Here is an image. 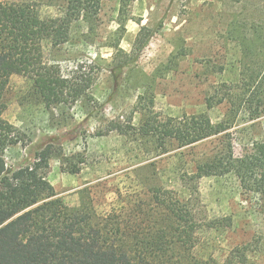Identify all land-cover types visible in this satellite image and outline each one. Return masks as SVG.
<instances>
[{"label": "rangeland", "instance_id": "1", "mask_svg": "<svg viewBox=\"0 0 264 264\" xmlns=\"http://www.w3.org/2000/svg\"><path fill=\"white\" fill-rule=\"evenodd\" d=\"M125 1L102 0L93 19L72 23L65 43L43 42L45 58L64 73L79 63L93 66L95 80L82 98L47 108L32 81L17 74L9 77L4 95L3 116L31 140L6 151L8 167L31 162L33 149L51 142L55 152L46 178L56 196L69 206L82 199L98 214L148 211L151 190L157 187L187 198L181 176L193 173L202 157L224 145L232 144L238 154L252 141H264V108L257 116L241 108L225 132L189 146L172 141L165 152L148 138L108 130L117 122L130 123L131 115V123L138 125L142 111L137 106L143 104L162 117L206 111L220 122L230 104L207 108L206 98H220L225 94L220 88L239 86L242 30L264 28V0ZM0 2H28L43 18L58 15L65 4ZM142 26L150 37L137 51ZM197 188L204 214L229 220V225L200 231L199 254L224 260L232 248L250 244L247 264H264V207L258 196L233 173L202 177Z\"/></svg>", "mask_w": 264, "mask_h": 264}, {"label": "trees", "instance_id": "2", "mask_svg": "<svg viewBox=\"0 0 264 264\" xmlns=\"http://www.w3.org/2000/svg\"><path fill=\"white\" fill-rule=\"evenodd\" d=\"M64 1L58 15L45 18L28 2H0V264H247L250 244L232 248L224 260L199 254L200 231L229 225V220L204 214L197 181L233 173L264 207V141H252L238 154L232 144L224 145L202 157L193 173L181 176L187 198L157 187L149 196L151 208L134 214H98L82 199L78 205L65 204L46 178L55 152L51 142L35 147L31 162L8 167L6 151L31 143L3 116L11 75L28 77L47 108L74 104L95 80L91 64L79 63L64 73L44 56V41L53 46L65 43L72 23L93 19L102 0ZM242 33L239 86L220 88L225 93L220 98H206L207 108L230 104L223 120L214 123L206 111L162 117L143 104L137 106L142 111L138 125L131 123V115L130 123L117 122L108 130L148 138L165 152L172 141L189 146L225 132L241 108L259 115L264 108V28L245 26ZM149 37L150 30L142 26L135 40L137 51ZM260 55L261 60H256Z\"/></svg>", "mask_w": 264, "mask_h": 264}]
</instances>
